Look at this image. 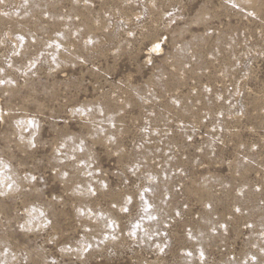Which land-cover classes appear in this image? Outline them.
I'll use <instances>...</instances> for the list:
<instances>
[{
  "label": "rangeland",
  "instance_id": "1",
  "mask_svg": "<svg viewBox=\"0 0 264 264\" xmlns=\"http://www.w3.org/2000/svg\"><path fill=\"white\" fill-rule=\"evenodd\" d=\"M0 264H264V0H0Z\"/></svg>",
  "mask_w": 264,
  "mask_h": 264
},
{
  "label": "snow or ice",
  "instance_id": "2",
  "mask_svg": "<svg viewBox=\"0 0 264 264\" xmlns=\"http://www.w3.org/2000/svg\"><path fill=\"white\" fill-rule=\"evenodd\" d=\"M159 49V45H156L155 46V50H158ZM9 187H11V185H9ZM126 210V209H125Z\"/></svg>",
  "mask_w": 264,
  "mask_h": 264
},
{
  "label": "bare ground",
  "instance_id": "3",
  "mask_svg": "<svg viewBox=\"0 0 264 264\" xmlns=\"http://www.w3.org/2000/svg\"><path fill=\"white\" fill-rule=\"evenodd\" d=\"M154 49H155V47H154Z\"/></svg>",
  "mask_w": 264,
  "mask_h": 264
}]
</instances>
